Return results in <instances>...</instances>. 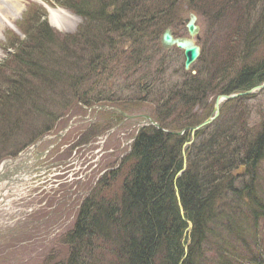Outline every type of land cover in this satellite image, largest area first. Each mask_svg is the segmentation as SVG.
Wrapping results in <instances>:
<instances>
[{
    "label": "trees",
    "instance_id": "trees-1",
    "mask_svg": "<svg viewBox=\"0 0 264 264\" xmlns=\"http://www.w3.org/2000/svg\"><path fill=\"white\" fill-rule=\"evenodd\" d=\"M58 1L84 18L80 33L85 32L87 35L84 37L75 34L58 38V46V39L47 28L46 22L36 18L34 26L32 22L27 24V27L44 28L32 30V33L26 31V36L33 40L31 47H24L21 51L18 46L25 45L24 42L16 44V67L12 69L16 77L0 87V134L3 135L0 139V159L12 156L23 146L36 140L54 122L56 117L50 119L51 122L45 124L47 127L39 130L40 132L36 130L27 134L40 123V118L46 119L43 115L47 113L43 114L41 110V101L44 100L36 95L40 90L50 91L53 82L59 81L57 87L62 93L70 92L72 87H78L82 93L78 97L72 93L71 97L61 99L66 101L64 108L72 106V102L85 106L99 103L101 99H109L104 90L109 91L110 80L118 69L115 67L116 63L120 64L119 67L129 69V76L137 71L132 72L133 65L138 70L146 71L143 73L144 79L138 82L139 95L147 93L151 100L154 99L155 120L162 128L178 131L195 125L199 117L188 120L192 109L199 105L204 110L205 99L210 95L207 92L213 93L212 87H207V80L184 73L182 67L179 68L181 80L175 83V90H172L175 85L169 89L164 86L165 81L157 84L156 79H151L157 75L165 78L168 65L163 60L166 55L160 49L159 36L168 27H173L174 30L179 27V5L182 2H185L188 10L205 21V27L215 30L213 35H218V39L217 28L220 35L224 31L227 38L240 35V40L234 42L235 52L228 51L234 58L223 61L230 68V84L240 86L237 89L239 91H245L264 81V0ZM29 21L30 18L25 23ZM115 28L120 29L119 34L114 32ZM70 39L73 42L69 44L67 41ZM116 40L132 42L133 46L127 49L117 44ZM43 42L46 45H42ZM210 53L214 52L205 47L201 61L206 55L210 57ZM29 55L31 57H27ZM241 60L243 62L234 67V61ZM200 70L201 68L198 73L201 75ZM32 75L42 77V82L36 86L39 89L34 88L33 83L23 81V78ZM213 75H219L215 69ZM220 80L222 79L217 78L214 85L221 89L223 86ZM97 85L102 88L92 97L88 92L96 90ZM162 88L164 94L159 92ZM70 98L72 100L69 101ZM241 105L246 107L240 98L228 102L226 113L222 112L213 129H216L215 126L219 128L220 124L223 127L211 131L205 140L198 139L203 136L201 131L196 134L198 138L194 146L185 150L187 167L179 177L177 174L182 168L181 147L187 141V135L178 137L152 127L144 128L133 142L128 156L115 171L110 172L111 177H118L117 190L107 191L110 194L108 196L105 194L107 189L102 188L96 201L95 198L94 202L86 200L81 207L76 230L74 228L69 239V235L66 237L67 242L75 239L70 244L71 247L76 245L73 252L70 249L69 264H84V259L87 264L86 258H92L99 247L105 248L102 254L114 257L113 264H214L208 258L199 260L202 253L194 250L195 246L200 248L201 241L208 239V235L213 233V247L224 258L238 244L241 233L253 235L258 220H264V200L260 197L257 199L254 194L256 191L251 188L256 184L255 178L264 162V128L258 130L251 139L253 141L249 140L243 133L246 123L240 119V114L241 111L245 112V108L242 109ZM225 114L228 121L235 120L240 124L233 125L235 135L228 133L231 127ZM172 115L173 119L170 120ZM26 125L28 131L25 138L19 141L21 128H18ZM226 140H239L242 145L241 156L244 155L243 159L246 157V161H242L240 165L248 166L244 173L248 176L249 183L238 192L233 189V183L227 181L231 176L226 174L225 167L231 169L232 154H228L229 150L224 142ZM20 142H23L20 148L11 150V145L16 146ZM249 142L251 143L248 145ZM234 149L238 152V145ZM200 150L205 151V154L202 155ZM188 222L192 225L189 240L195 242V245L189 247L184 258L183 245L186 241L183 240V231ZM222 237L224 238L221 239ZM102 239H107V244L113 248L103 244ZM253 240L255 243L253 242L252 247L245 245L246 248L239 252L240 256L236 254V262L227 256L229 261L219 264H259L255 255L264 252V236L257 238L255 235ZM76 253L80 254L82 260L74 256ZM108 260L110 259L106 261Z\"/></svg>",
    "mask_w": 264,
    "mask_h": 264
},
{
    "label": "rangeland",
    "instance_id": "rangeland-1",
    "mask_svg": "<svg viewBox=\"0 0 264 264\" xmlns=\"http://www.w3.org/2000/svg\"><path fill=\"white\" fill-rule=\"evenodd\" d=\"M21 3L24 5V10L21 12L20 15H18L15 20H11V23L9 22H2L3 27L5 28L0 32V61L4 58L5 54L7 53L8 49H12V51H17V47L15 45V38L19 40L24 41L25 45L18 46L20 50L22 51L24 47H29L33 44V40L30 39V37L26 36L27 33H32L33 31H38L41 28L44 27H27V24L32 22V26L35 25L34 20L45 18L46 26L49 30H51L53 35L57 37V39H61V37L58 36L60 34L64 35H70L74 34L75 31H78L80 27H78L81 24V19L74 15L69 10L62 9L59 7L58 4L55 3V0H46V2L49 5L51 9H54L53 5L56 4L58 7H55L58 10L64 11L67 13L65 15V18L61 19V27L62 30H58L57 28H53L50 25V19H49V12L45 11L42 7L41 0H20ZM187 2V0H186ZM30 5V7H34L33 11L28 14L30 16L31 21L28 23H21L22 27H16V24L19 22L22 13L26 10V7ZM29 7V6H28ZM181 10V16L180 19L183 21L187 18L188 7L185 4V2H182L180 5ZM193 12V11H192ZM197 15V14H196ZM41 21V20H40ZM20 24V26H21ZM196 24L200 27V41L199 44L203 47H206L208 51H212L214 53H210V57L208 55L205 56V59L203 61L198 60L195 64L191 66L190 73L194 70L195 72L199 71L201 68V75L203 76V79H211V85L213 90V95L210 94L211 97H215L214 99L210 101V104H207L206 112L204 110H201V107H198L199 105H196L198 107L196 112V106L194 109H192V113L190 114L191 117L188 120H193L195 117L202 118L203 115L208 113V117H211L212 115H209L210 112H212L213 108L215 107V101L220 93V90H224V93L231 92V94H235L233 96H228L227 100L232 101L233 99L239 97L244 101L246 104V107L244 105H241V108H245V112L241 111L240 119L245 121L244 131L246 136H248L249 140H251L253 137H255V134L258 132L259 129L264 128V86L263 88L259 89L257 87H252L248 91H243L240 93L236 92V89L240 86H235L233 84H230L229 81V70L228 64H224L223 61L226 59H233L234 56L230 55L228 51L235 52L234 50L236 47L234 46V42H236L238 39L240 40V35H232L230 38H227L224 34L220 35L221 32L217 28V32L219 34V39L217 38L218 35L214 33L213 36H208L205 33V21L201 19L197 15V22ZM14 27V28H11ZM204 27V28H203ZM83 28V27H82ZM81 28V29H82ZM177 28V27H176ZM22 29V30H21ZM115 28L114 32L120 33V29ZM83 31V30H82ZM81 31H79L80 33ZM113 32V31H112ZM177 35L186 37V29L185 27H178L174 31ZM116 33V34H117ZM116 35L119 37V35ZM208 38H212L215 42L208 40ZM232 38H235L233 41H231ZM21 39V40H20ZM58 39V46L60 45V40ZM85 39V38H84ZM211 39V40H212ZM78 40V37H77ZM82 41H84L81 38ZM117 44L122 45L123 47H126L127 49H130L129 47H132V42L128 43L127 41L123 40H116ZM69 44L73 42V39H70ZM28 43V44H27ZM76 43V41H75ZM98 43V40H97ZM219 43V44H218ZM233 44V46H231ZM42 45H46V43H42ZM97 45V44H96ZM127 45V46H126ZM31 47V46H30ZM100 47V46H97ZM103 47V46H102ZM7 48V49H6ZM26 49V48H25ZM24 49V50H25ZM5 50H7L5 52ZM215 50V51H213ZM27 57H31L30 55ZM169 65L167 69H170L172 72V78L168 80L163 78H158L156 81L157 84L166 82L165 87L171 89L172 85H175L172 90H175L177 88V83L180 81L179 76H181L180 73H173V70L175 69V66L178 64H182L183 57L181 54L171 51L169 53ZM31 60H33L31 58ZM218 60V61H217ZM243 61L240 62L234 61V67L240 65ZM48 66V64H45ZM116 71L115 76L112 77L110 80L109 91L104 90V93H106V96L108 98L111 97L113 100V105L117 106L118 108H122L124 112L121 114H112L108 111H98V112H105L100 113L98 115V112L95 113V111L85 112L87 115L82 116L80 115L79 118H77L80 114L79 109H75L73 113L70 114H78V116L71 115L68 118L71 120L72 118H75L73 123L74 126L69 131L68 135L69 138H77L78 136V130L84 129L85 127L90 126V133L88 138H96L98 142V146L92 145L90 148L91 155L88 159V164L83 165V163H77L73 162L72 164H68L67 167L64 168V180L62 183L58 186L59 189L50 196L48 199V203L42 205L41 207L36 208L33 213H26L25 211L17 209V207L8 208V212L10 214H0V264H69V258L71 256L70 249L72 248V251L75 249L76 245H73L71 247V243L73 240L66 241V237L68 236V239L72 235L71 232L76 230V220L79 216V206L82 207L84 205V202L86 200L94 202L98 199L99 195H101V190H105L106 195H110L107 191H112L117 186V178L111 177L110 172L115 171L124 158L128 156L129 154V147L132 143V138L136 135L138 132V129L140 128V125L147 124V118L150 120L155 119V113H153V108H155V103L152 102L151 97H149L146 94H143V91L141 92L143 95H139V81L144 79V72L143 70H138L137 68L132 66L131 70L132 72L135 71L131 76L128 74L129 69L123 67H119L120 64H115ZM40 67L39 65H37ZM233 67V68H234ZM41 70V68H38ZM214 69L219 74L218 76L213 75ZM1 72V71H0ZM126 72V73H125ZM4 73V72H2ZM176 74V75H175ZM1 75V74H0ZM23 78L22 76H20ZM153 77H151L152 79ZM217 78H221L222 82L221 84L224 85L221 87H217L214 85V83L217 81ZM30 79H34L33 81ZM17 80V79H15ZM62 80V79H61ZM3 81H6L9 83L6 79L3 78ZM23 81H29L30 83H33L32 86L34 88L37 84H40L42 82V77L39 75L37 76H30L23 78ZM62 81H65L62 80ZM2 84V87L4 85H7V83ZM59 81L53 82L51 85L50 91H42L37 93L36 95L40 97L41 100H44L47 104H45L44 101H41V110L42 113H47L45 116L46 119L40 118L38 121H40L39 124H37L34 129H31L30 132L28 131V125L19 127L18 130H20L19 134V141H22L24 139V135L27 133L28 135L31 134L33 131L36 130H42L46 128L47 126L45 124H48L51 122L50 119L60 116L63 114L64 109V102L61 101L65 97H68L72 95L75 97L80 96L81 91L78 87H72L70 89L69 85H67V88L70 89V92L64 91L63 93L60 91V89L57 87ZM92 83V79H91ZM176 83V84H175ZM227 85V86H226ZM128 87V88H127ZM55 88V90H54ZM102 86L99 85L96 86V90H92L88 92L92 97H94V94H97L96 92H100ZM127 88V89H126ZM166 88V89H167ZM256 88V89H255ZM156 89V88H155ZM210 89V88H209ZM259 89L258 91H256ZM31 90V88H30ZM54 90V91H53ZM154 90V89H153ZM160 93L164 94V88L159 89ZM67 94H66V93ZM154 92V91H153ZM249 92V93H247ZM39 94V95H38ZM62 94V95H61ZM244 94H247V98H242ZM61 95V97H60ZM144 97V98H143ZM157 97V96H156ZM210 97V98H211ZM246 99V100H245ZM69 101L72 100L71 98L68 99ZM223 101H220V103L217 105L219 108L217 112L219 113L222 108L224 110L222 111L223 114L226 113L225 108H227L226 103ZM208 103V102H207ZM152 105V106H151ZM248 107V108H247ZM39 108V112H41ZM69 112V110L67 111ZM66 112V113H67ZM228 113L230 111L228 110ZM40 116V117H43ZM47 116V117H46ZM225 119L227 120L228 116L225 114ZM98 119L96 123L93 122V119ZM213 118V116H212ZM173 119V115L170 117V120ZM203 119V118H202ZM80 120V121H79ZM225 120V123H226ZM228 121V120H227ZM42 122V123H41ZM217 122V121H216ZM215 119L212 120L209 124H206L204 129L201 131L203 136H198L195 139H202L205 140L206 137H208L211 133V131L219 129L223 126H215L216 129H213V127H208L210 124H214ZM119 124V126H117ZM229 126L231 127L228 131V133L232 135H235L233 132H235V129H233V125L236 124L237 126H240L239 122L237 121H228ZM116 125V126H114ZM242 125V122H241ZM110 126V127H108ZM112 127V128H111ZM109 128V129H108ZM17 130V131H18ZM102 130H105L102 132ZM112 131V132H111ZM40 132V131H39ZM238 132V131H236ZM22 133H24L22 135ZM22 135V136H21ZM67 135V136H68ZM3 135L0 134V139H2ZM257 137V136H256ZM22 138V139H21ZM194 139V140H195ZM193 140V141H194ZM240 140V139H239ZM239 140H232V141H224L228 148V154H232V166L231 169L228 167L226 168V174L230 175L231 177L228 178L229 183H233L234 190L240 191V189H244V186H246V183H249L248 176L244 173L245 169H248V166H241L242 161H246V157L243 159L244 155L241 156L242 150L240 151V148L242 145L240 144ZM25 141V140H23ZM28 141V139H27ZM85 141V140H84ZM192 141L191 144H189L185 149H189L191 146H194V142ZM238 143H235V142ZM253 141V140H251ZM105 142V143H104ZM21 143H16L17 145H11V150H17L20 148ZM49 143H43L39 150L42 151L43 149L47 148L49 146ZM251 142L248 143V145ZM123 145V147L121 146ZM238 145V152L234 148H236ZM241 145V147H240ZM96 147V149H94ZM121 148V149H120ZM251 147H249L250 149ZM87 149V148H85ZM232 150V151H231ZM236 154V155H235ZM241 157V158H240ZM84 158V157H83ZM76 160V159H75ZM81 162V161H79ZM78 164V167H75V164ZM83 165V166H81ZM75 167V168H73ZM70 170V171H68ZM73 170H76V172L80 173L78 175V178L74 179L76 175L72 176ZM68 172V175L66 173ZM77 173V174H78ZM110 176V178H109ZM54 181L57 182V178H53ZM256 179V184H254L251 188H253V191H256L254 194L259 198L260 194V188L264 190V186L258 184L260 181H264V168L262 171L259 172ZM74 180V181H73ZM254 182V181H253ZM58 183V182H57ZM119 183V182H118ZM117 190V189H115ZM117 192V191H116ZM235 192V191H234ZM261 195V194H260ZM264 195V194H263ZM111 197V196H110ZM46 201V200H45ZM44 201V202H45ZM5 217H9L8 219ZM84 229V226H82ZM236 228V227H235ZM260 229V228H259ZM235 229V231H237ZM81 231V230H80ZM259 234H263L264 231H258ZM191 232L187 231V228L183 231V240L185 239V244L183 247L189 251V247L192 246V244L195 245V242H191L189 240V235ZM216 234V230L214 232ZM240 238H238V244H235L233 246V250L230 251L229 255H226V258L223 257L222 253L213 247V241H215L214 235H208V239L206 238L204 241H201L200 248L196 247L194 250L197 251V253H202L198 259L206 260V258L214 261V264H219L220 262H223L225 260L229 261L227 259V256H229V259L236 262L238 258H236V254L240 256V250L243 248H246V246L253 245V238L254 236L247 233H241L239 235ZM87 237V236H86ZM218 238V237H217ZM222 237L221 239H223ZM89 241V240H86ZM86 241L84 244L86 245ZM190 241V243H189ZM101 242L107 246H110L113 248L112 245L107 244V239H102ZM235 243V242H234ZM255 243V242H254ZM193 245V246H194ZM246 245V246H245ZM119 246V244H118ZM105 248L99 247L96 249V251L91 256L86 258L87 264H113L114 257L111 254L104 255L102 254V250ZM95 250V249H94ZM233 252V253H232ZM235 254V256H233ZM76 258L81 259L79 253H76L74 255ZM107 259H110L106 261ZM92 261V263L90 262ZM125 261V260H124ZM209 261V262H212ZM83 263L86 264L85 259L83 260ZM79 264V263H78ZM232 264V262H231ZM255 264V263H254Z\"/></svg>",
    "mask_w": 264,
    "mask_h": 264
},
{
    "label": "bare ground",
    "instance_id": "bare-ground-1",
    "mask_svg": "<svg viewBox=\"0 0 264 264\" xmlns=\"http://www.w3.org/2000/svg\"><path fill=\"white\" fill-rule=\"evenodd\" d=\"M23 9H24V5L21 3L20 0H0V32L5 29L2 25V22L11 23V20H15V18L21 14ZM48 12H49L50 25L54 28L62 30L60 21L62 18L66 17L65 15H67V13H65L64 11L58 10V9H51V8H48ZM11 28H14V27H11ZM220 93L222 94V91H220ZM220 93L218 94L217 98H220L221 101H223L224 100L223 96H221ZM216 116H217L216 119L220 118L219 113H216ZM202 118L205 124L209 122L210 120L209 117L206 115H203ZM201 151L202 150H200V152ZM202 152H203L202 155H204L205 151H202ZM18 182H21V176H20V179H18ZM259 184L264 186L263 181H260ZM259 189H260V194H264V190L260 187ZM260 221L262 220H258V222ZM255 258L257 260L261 259L264 264V252L261 255L256 254Z\"/></svg>",
    "mask_w": 264,
    "mask_h": 264
},
{
    "label": "water",
    "instance_id": "water-1",
    "mask_svg": "<svg viewBox=\"0 0 264 264\" xmlns=\"http://www.w3.org/2000/svg\"><path fill=\"white\" fill-rule=\"evenodd\" d=\"M195 21H196V17L193 14H190L189 18L187 20H185L186 28L188 30V34L190 37H193L198 32L197 26L194 25ZM161 44L165 49H168L171 46H176L177 48L183 50L184 58H185V62H184L185 70L189 69L190 65L197 59V57L199 55L198 47H196L191 40L173 39L170 36V31H168V30L165 31V33L163 34ZM263 86L264 85H262L261 87H258V88L261 89V88H263ZM259 89H257V90H259ZM247 93H249V92H247ZM226 98H228V97H223V99H226ZM220 100H221L220 98H217V100H216L215 109H214L215 113H217V105H218V101H220ZM151 124L153 126H155L156 128H159L157 124L152 123V122H151ZM206 124L204 123L198 127H194V128L189 129V130L193 133L196 130H198L200 127H202Z\"/></svg>",
    "mask_w": 264,
    "mask_h": 264
}]
</instances>
